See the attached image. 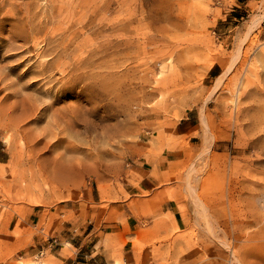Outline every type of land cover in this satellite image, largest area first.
Returning <instances> with one entry per match:
<instances>
[{"label":"rangeland","instance_id":"1","mask_svg":"<svg viewBox=\"0 0 264 264\" xmlns=\"http://www.w3.org/2000/svg\"><path fill=\"white\" fill-rule=\"evenodd\" d=\"M189 144L157 190L181 227L136 240L138 263L264 264V0H0V264L53 261L33 210L107 207Z\"/></svg>","mask_w":264,"mask_h":264},{"label":"crops","instance_id":"2","mask_svg":"<svg viewBox=\"0 0 264 264\" xmlns=\"http://www.w3.org/2000/svg\"><path fill=\"white\" fill-rule=\"evenodd\" d=\"M194 127L188 116L180 121L178 135L185 136ZM192 152L191 144L184 149H164L152 155L150 161L134 165V175L124 184L127 197L121 193L107 207L102 206L101 200L95 201L92 190L88 189L83 191V197L65 198L49 210H33L27 223L42 230L52 223L55 238L49 246L38 240L36 250L30 253L41 250L44 259L50 257L56 264H115V257L121 251L123 264H139L134 252L136 240L147 242L143 236L151 231L154 234L161 231L163 236L162 229L168 225L166 219L172 223L173 216L181 227L176 205L166 193L159 194L157 190L165 184L166 174L176 171ZM6 161L2 150L0 164ZM46 251L50 255H45ZM53 261L45 262L55 264Z\"/></svg>","mask_w":264,"mask_h":264}]
</instances>
